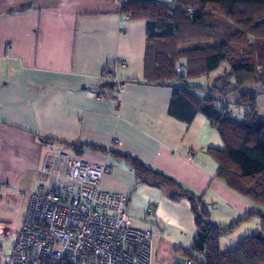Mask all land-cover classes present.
Returning <instances> with one entry per match:
<instances>
[{"label":"crops","instance_id":"0c3cea01","mask_svg":"<svg viewBox=\"0 0 264 264\" xmlns=\"http://www.w3.org/2000/svg\"><path fill=\"white\" fill-rule=\"evenodd\" d=\"M122 6L118 0H0V230H7L0 233V254L13 250L30 195L47 182L42 170L53 149L112 166L102 188L127 197L134 227L152 233V264L164 261V251L172 264L188 263L176 250H189L197 235L191 204L139 183L117 155L202 197L217 224L263 214L216 178L218 164L207 151L225 149L219 130L202 115L191 124L174 119V88L144 82L147 24L130 20ZM117 62L125 64L117 66V78L126 84L121 95L102 88L103 72ZM224 71L212 73V87ZM69 145L106 152L85 147L78 155ZM258 151L264 153V146ZM191 153L198 163L188 161ZM250 221L254 225L238 242L260 231L262 217Z\"/></svg>","mask_w":264,"mask_h":264},{"label":"trees","instance_id":"16d2710c","mask_svg":"<svg viewBox=\"0 0 264 264\" xmlns=\"http://www.w3.org/2000/svg\"><path fill=\"white\" fill-rule=\"evenodd\" d=\"M122 13L147 24L144 82L174 88L169 108L174 119L191 124L202 115L219 130L225 149L207 151L218 164L216 178L264 209V153L258 151L264 146V119L258 113V96L242 92L252 86L264 91V0H126ZM222 66L225 74L217 87L189 84L190 79L209 77ZM102 88L114 89V85L106 83ZM230 100L249 109L242 121L231 117ZM69 147L78 155L85 147L106 152L91 146ZM117 158L130 165L139 183L168 191L173 201L191 204L197 235L189 250H176L190 264H264V210L261 216L250 214L230 226L217 224L202 197L134 158ZM257 215L262 217L260 231L222 252L221 238Z\"/></svg>","mask_w":264,"mask_h":264},{"label":"built area","instance_id":"2783aa9c","mask_svg":"<svg viewBox=\"0 0 264 264\" xmlns=\"http://www.w3.org/2000/svg\"><path fill=\"white\" fill-rule=\"evenodd\" d=\"M118 65L125 67L110 65L102 77L121 95L126 84L117 78ZM100 99L106 101L103 95ZM188 161L198 163L194 153ZM111 170L109 164L93 165L53 149L42 170L47 182L30 195L15 246L10 254H0V264H152V233L134 227L127 197L102 188Z\"/></svg>","mask_w":264,"mask_h":264},{"label":"rangeland","instance_id":"374dc122","mask_svg":"<svg viewBox=\"0 0 264 264\" xmlns=\"http://www.w3.org/2000/svg\"><path fill=\"white\" fill-rule=\"evenodd\" d=\"M189 83L191 85H200L203 87H209L212 85V74L209 77H201V78H196V79H190ZM243 93H247V94H253L258 96V113L260 115L261 118L264 119V91L260 86H252V87H248V88H244L242 90ZM232 100V99H231ZM231 105L229 104L228 107L230 109V113H231V117L234 120H238L240 121L242 119V117L249 112L248 108L245 107H236L232 101ZM212 217V215H211ZM260 216L257 215L254 218L250 219V220H258ZM212 220L213 217H212ZM239 220V219H238ZM237 220V221H238ZM250 220L247 221H243L241 223H239V225H237L232 232L228 233L227 235L223 236L220 240V247H221V251L222 252H227L230 251L232 249H234L237 245H238V239L243 237L242 235L244 234L243 232L246 230L247 226H253L254 224L251 223ZM234 223V222H233ZM232 223L229 224V226ZM154 244L155 241L153 239V255L155 252L154 249ZM166 246V245H165ZM167 247V246H166ZM169 258L168 255L164 253L162 254V259L164 260L163 262H159L160 264H172V261L167 260ZM166 260V261H165ZM156 264V263H155Z\"/></svg>","mask_w":264,"mask_h":264},{"label":"water","instance_id":"95a60500","mask_svg":"<svg viewBox=\"0 0 264 264\" xmlns=\"http://www.w3.org/2000/svg\"><path fill=\"white\" fill-rule=\"evenodd\" d=\"M6 231H7V230H0V233H1V232H2V233H6Z\"/></svg>","mask_w":264,"mask_h":264}]
</instances>
